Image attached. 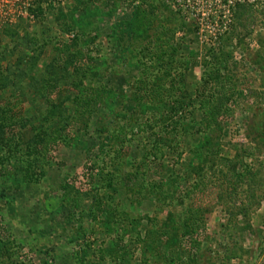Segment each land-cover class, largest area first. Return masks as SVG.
I'll list each match as a JSON object with an SVG mask.
<instances>
[{"label": "rangeland", "instance_id": "obj_1", "mask_svg": "<svg viewBox=\"0 0 264 264\" xmlns=\"http://www.w3.org/2000/svg\"><path fill=\"white\" fill-rule=\"evenodd\" d=\"M239 4L245 7L240 23L233 18V7ZM135 7L139 8L136 17L147 14L152 26L146 34L144 27L134 26L137 36L143 37L129 40L125 34L126 47L121 50L109 35ZM233 32L225 50L237 62L232 72L243 93L229 101L220 149L227 157H242L244 148L249 151L244 162L259 171L252 193L245 183L233 185L221 164L204 166L197 176L188 171L191 160L183 139L178 144V137L160 121L164 109L155 110L150 101L145 105L137 88L144 80L147 84L162 76L165 64L148 60L152 66L142 73L128 60L129 48L135 47L132 53H136L139 43L146 45L149 37L158 38V53L168 44L176 47L171 74L156 80L166 89L160 97L172 102L181 90L191 97L206 48ZM66 46L81 50L86 55L83 63L99 68L90 80L81 78V84L88 82L82 94L69 87L68 100L61 84L70 81V71L59 53L60 49L65 53ZM99 88L102 94L95 110L76 116L71 96H88ZM122 94H128L125 103ZM195 106L197 102L188 103L180 118L189 121L188 113ZM51 107L60 112L59 119L52 116ZM194 113L199 119L200 112ZM0 116V264H147L141 260L140 245L128 233L120 243L126 252L118 246L110 255L104 252L116 233H106L102 214L89 216L88 206L96 195L90 194L93 185L86 167L94 161V169L109 170L112 158L123 154L128 160L124 169L131 171L141 163L137 153L148 151L157 152L145 159L152 179H158L151 172L157 169L154 162L164 163L165 176L192 174L180 181L179 194L205 214L198 264H220L218 256L234 251L237 254L227 264H264V135L258 132L264 131V0H0ZM44 125L61 136L53 134L56 139L32 151L27 145L34 147L36 133ZM32 172L36 178H30ZM193 182L195 189L188 197L184 191ZM102 192L99 189V196ZM182 209L178 204L145 200L128 206L127 212L144 217L137 228L144 232L148 218L161 224L167 212Z\"/></svg>", "mask_w": 264, "mask_h": 264}, {"label": "trees", "instance_id": "obj_2", "mask_svg": "<svg viewBox=\"0 0 264 264\" xmlns=\"http://www.w3.org/2000/svg\"><path fill=\"white\" fill-rule=\"evenodd\" d=\"M135 9L136 10L132 11L127 19H120L111 29L109 40L118 44L121 50H124V47H126V42L122 43L125 41V34L129 35V37H126L129 40L131 37H143L137 36L138 29L133 30L134 26L144 27L142 31L143 34H146L148 26H152L151 17L145 13L140 14L141 16L138 14L136 17L139 8L135 7ZM233 9V18L239 21L240 15L245 10V7L239 4V6L233 7ZM37 10L38 14H41L42 9L39 6ZM152 20H154L153 17ZM240 22L241 20L238 23ZM67 26L68 30H70L71 26L69 24H67ZM183 28L184 25L180 29ZM80 30L81 35H84L85 29L81 28ZM135 34L136 36H134ZM234 35L235 33L233 32L228 39H221V43H218V45H210L209 48H206L202 57L203 59L201 60V77L194 88V94L190 97L185 90H181L180 97L173 99L172 102L160 97L163 96L161 92H164L166 89L163 85L157 83L156 80H162L164 76L171 74V70L174 67V53L177 51L176 47H172L168 44L166 49L160 50L158 53L156 49L159 46L157 43L159 41L158 38L149 37L146 39V45L141 43H139L140 45L138 44L139 47L136 53H132V51L136 49L135 47L131 46L129 48L132 56L128 57V60L131 66L133 64L135 67H138L142 73H144L148 67L152 66L151 62L148 60L160 61L165 64L166 67L163 70L162 76H157L156 80H151L147 84L144 80L143 85L141 87L138 85L137 88L138 90L141 88L140 98L145 99L143 102L145 105L147 101H150L153 103L151 105L154 106L155 110L164 109V113L159 116L160 121L162 124H166L167 127L169 126L174 132V135L178 137V144L181 143L180 138L183 139V144L187 147L190 154V160H197V164H193L189 161L187 166L188 171L190 173L193 172V175L197 176L204 166L213 168L216 167L217 164H221L222 167L224 166L226 168V172L228 171L230 173L231 177L228 180H231L233 185L238 184L241 186L245 183L249 192L252 193L254 191L253 185L257 186L255 178L258 176L259 171L253 170L252 167L247 165L249 163L246 164L244 162V156L249 154V151H246L244 148L243 153L245 152V155L242 157V154H235L233 157H227L221 155L220 149V135H222L225 125V123H223L224 118L230 114L229 101L232 100L235 95L243 93V88L235 82L232 72L237 62L234 61L231 51L228 52L225 50V46L228 45V41H231L230 39H233ZM86 42L87 40H84V43ZM74 44L75 41L73 45ZM65 49V53L62 52L63 49H60L59 53L63 56V66L70 71V81L61 84L66 87L65 96L68 100L70 99V94H66V92L71 91L68 90L69 87L80 90L82 94V92L86 90L88 82L82 81L81 84V78L83 77L90 80L93 76L99 74L98 71H94L99 68L92 66L88 61L83 63V57H86V55H84L81 50L71 51L68 46H66ZM165 50H167L168 53H165ZM166 54L168 55L165 57L164 55ZM143 58H145L146 61H144ZM133 59H135L134 62H132ZM186 62L187 61H184L182 63L183 66L186 65ZM182 64L180 66H182ZM86 73H89L90 77ZM53 82L55 81L53 80ZM56 86L60 85L57 84ZM108 90L106 92H108ZM114 93L115 91L113 94ZM100 94H102L101 88L97 89V92L95 91L94 94L91 93L84 97L77 98V96L72 95L71 99H73V102L71 106L74 109L73 112H75V115L77 116L79 113L82 114L89 110H95L99 103L97 97H100ZM126 96H128V94H122L121 96L123 98L121 101L124 103L128 100ZM133 98L137 101L136 103H138L137 93H133ZM190 98L194 99L191 103V100H188ZM196 102L197 106H195V109H192V111L188 113L189 121H186L188 119L183 120V118H180L182 111H186L185 106L188 105V103L189 105H195ZM49 110L52 116L55 114L57 119H59L60 112L58 110L53 107ZM195 111L200 112L201 116L199 119L195 117ZM2 125L3 123H0V131H3ZM260 131V136L262 137L264 131L260 129L258 132ZM56 132L57 133L51 132L45 125L41 126L35 136V145H37V148L35 145L31 147V144H28L27 147L32 149V151H38L41 145L46 146L50 140L56 139L55 135L61 136L58 131ZM247 132L249 136V133L253 132L252 128L248 129ZM53 134H55L54 137ZM100 148L102 149V144H100ZM137 154H141V163L132 167L131 171L124 169L128 160L126 159L124 161L123 154L115 155L112 158V165L109 170L94 169V161L89 163V165L87 163L86 169L88 170L90 182L93 185V191L90 194L93 198L96 195L92 203L88 206V211L90 212L89 216L93 214L101 216L102 214L101 225L105 228L106 233L108 235L114 234V230L116 233L115 236L111 237L107 242L104 252L110 255L113 248L116 246L121 250L122 248L123 250L125 249L126 252V248H124V245H120V243H123V238L126 236V233H128L129 235L131 234L133 240L140 245L141 260L148 262L147 264H166L168 262L170 264H198L202 255L201 250H203V246L198 245V240H200L199 233L205 224V214L202 211L203 209L201 210L200 207H196L194 203L189 201L185 203V195L179 194L180 181L192 177V174L181 178L176 174L165 176L162 167L164 163L161 162L160 164L154 162L158 170L155 169L151 172L154 174L157 173L158 179H152L149 176V164L145 162V159L147 161V156L149 158L151 156H157V152L148 151ZM34 160L36 162V158ZM38 161L39 159L37 158V163ZM95 171L98 172L97 178H94L96 175ZM29 175L31 179L37 176L34 172ZM102 188L103 194L99 196V189L102 190ZM193 189H195V182L192 183L191 188L188 190L185 189L184 192L190 197V193H192ZM145 200L154 201L159 205L166 203L178 204L181 205L183 209L180 213H174L172 211L167 212L161 224H155V222H157L156 219L148 218L146 221V228L144 232H141L138 231L137 228L142 224L141 222L144 217L139 218L138 216L131 215L127 212V207H132L134 204L140 205ZM148 221L149 223H153L149 225V223H147ZM153 224L155 225L153 226ZM119 231L121 232L120 236L117 233ZM236 254V251L232 254L224 252L222 258L219 259L218 256L217 260L220 264H227V261H230L232 256ZM205 258H207V256Z\"/></svg>", "mask_w": 264, "mask_h": 264}]
</instances>
